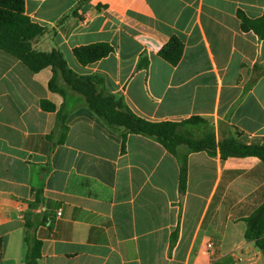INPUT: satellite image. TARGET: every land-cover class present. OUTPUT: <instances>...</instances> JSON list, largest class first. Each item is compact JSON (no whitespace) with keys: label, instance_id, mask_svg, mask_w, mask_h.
<instances>
[{"label":"crops","instance_id":"obj_1","mask_svg":"<svg viewBox=\"0 0 264 264\" xmlns=\"http://www.w3.org/2000/svg\"><path fill=\"white\" fill-rule=\"evenodd\" d=\"M238 11L256 19L264 0H25L46 29L34 49L102 76L137 116L203 118L217 141L235 127L261 144L264 41ZM173 37L184 46L177 65L159 56ZM100 43L114 52L82 65L74 50ZM53 76L0 50V264H26L27 237L42 243L39 264H264L246 239L264 203L261 159L183 147V183V162L161 143H124L62 77L65 95L53 92Z\"/></svg>","mask_w":264,"mask_h":264},{"label":"trees","instance_id":"obj_2","mask_svg":"<svg viewBox=\"0 0 264 264\" xmlns=\"http://www.w3.org/2000/svg\"><path fill=\"white\" fill-rule=\"evenodd\" d=\"M244 32L255 33L264 41V12L256 18H249L243 11H238ZM46 33V29L34 22L25 12V0H0V50L21 60L29 69L38 73L52 67L54 76L50 81V89L65 95L60 87L59 77L85 98V104L94 111L112 129L123 134L124 143L128 134H141L161 143L178 160L183 162V177L186 179L187 155L180 149L188 148V152H206L211 156L218 153L223 160L231 157H258L264 162V143L248 144L241 140L243 134L232 127L236 133L224 136L217 141L215 129L207 120L193 117L182 122H150L136 114L128 107L124 97L109 93L104 86V78L100 75L80 76L71 70L60 50L54 49L45 53L34 49V42ZM182 42L173 37L160 51L159 56L165 61L177 65L183 56ZM114 48L106 43L76 48L74 54L78 61L86 66L108 57ZM46 110L55 107L43 102ZM60 140H65L63 133ZM246 239L255 241L256 246L264 254V203L247 220ZM28 253L26 264H39L42 243L26 238ZM1 249V245H0Z\"/></svg>","mask_w":264,"mask_h":264},{"label":"built area","instance_id":"obj_3","mask_svg":"<svg viewBox=\"0 0 264 264\" xmlns=\"http://www.w3.org/2000/svg\"><path fill=\"white\" fill-rule=\"evenodd\" d=\"M61 215V214H60ZM211 247V246H210Z\"/></svg>","mask_w":264,"mask_h":264}]
</instances>
